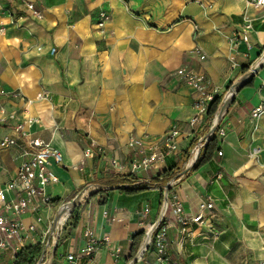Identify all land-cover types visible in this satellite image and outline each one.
Instances as JSON below:
<instances>
[{
  "label": "crops",
  "instance_id": "0c3cea01",
  "mask_svg": "<svg viewBox=\"0 0 264 264\" xmlns=\"http://www.w3.org/2000/svg\"><path fill=\"white\" fill-rule=\"evenodd\" d=\"M245 19L253 23L248 43L236 37ZM263 53L264 11L247 0H0V89L19 94L0 96V120L14 115L63 153L62 164L50 165L59 177L47 189L55 210L80 200L58 253L76 255L77 264H158L154 249L143 248L163 219L171 223L169 250L179 264H264V115L251 117L264 102V65L231 103L221 100L226 136L196 169L213 120L190 126L195 92L175 75L183 67L204 73L224 97ZM43 93L51 100L39 99ZM173 129L178 151L135 180L113 165L142 158L133 140L165 151ZM4 137L17 136L0 124ZM187 152L180 175L166 181L174 182L171 189H145L165 171L176 173ZM20 155L17 147L0 148V186L16 177ZM173 194L186 215L212 198V215L181 233L164 212ZM88 230L98 241L92 256L84 254Z\"/></svg>",
  "mask_w": 264,
  "mask_h": 264
},
{
  "label": "built area",
  "instance_id": "2783aa9c",
  "mask_svg": "<svg viewBox=\"0 0 264 264\" xmlns=\"http://www.w3.org/2000/svg\"><path fill=\"white\" fill-rule=\"evenodd\" d=\"M247 2L258 10L264 11V0H247ZM26 8L31 11L38 19L43 18V14L38 10L34 3L28 2ZM107 15H100L99 26L103 27ZM253 30V23L250 19H245V24L236 37L238 40L249 42L248 33ZM251 47L250 44H248ZM51 55L55 53V48L50 50ZM201 60L205 55L200 49H195ZM264 65V53L260 64L252 65L247 75L253 73L258 66ZM234 67L236 65H233ZM175 75L185 84L190 86L195 92L193 102L196 111L190 121V126L195 127L205 122L211 103L217 96H221V91L211 85L209 78L204 73L196 72L192 69L183 67L175 72ZM235 86V85H234ZM234 86L229 87L225 97L233 93L236 95ZM18 92H9L0 89V96H18ZM41 100H51L49 93L39 94ZM218 111L213 119L215 130L209 134V138L214 136L223 139L226 136V128L222 126L224 116L217 121ZM264 115V102L254 107L251 111L253 120H258ZM15 116L10 115L0 120V124L12 130L17 137H4L0 139V148L17 147L21 152V162L15 178L8 183L0 186V264H22V257L30 249L37 248L38 255L32 264H77L78 257L73 254L58 253V247L62 234L72 212L68 211L71 204H64L58 210L56 201L48 193V186L59 183V177L50 168L52 163L60 165L63 163L64 156L60 149L52 143L45 141L41 137L33 136L24 129V124L14 122ZM180 132L178 129L170 131L164 139L165 151L159 147H147L141 140H133L131 146H137L142 158H134L129 163L113 161V165L125 173L138 174L151 169L155 164L162 163L172 153L178 151V139ZM208 143V137L199 145L201 147ZM198 153V151H197ZM87 154H92L91 149ZM218 154L221 156L222 152ZM174 182L166 187L171 189ZM213 200L210 197L204 199L200 204V212L197 215H186L183 205L176 194H173L166 201L164 212L170 211L175 224L180 226L181 233L186 234L190 224H204L206 218L213 213ZM32 209V210H31ZM149 208L145 212H149ZM31 212V223L25 225L23 217ZM56 211V212H55ZM209 212V216H205ZM171 223L161 220L157 223L146 240L143 253L153 248L158 264H179L170 255L169 230ZM89 245L84 251L87 256L95 253L98 241L93 237L91 231H87ZM119 252V250L117 251ZM56 261L53 262V260Z\"/></svg>",
  "mask_w": 264,
  "mask_h": 264
},
{
  "label": "trees",
  "instance_id": "16d2710c",
  "mask_svg": "<svg viewBox=\"0 0 264 264\" xmlns=\"http://www.w3.org/2000/svg\"><path fill=\"white\" fill-rule=\"evenodd\" d=\"M221 96H217L215 98V100L211 103L210 108L208 110L207 113V117L206 119L208 121H212L215 117V114L217 112V109L219 107V104L221 103ZM218 138L217 136H214L207 144V146L205 147V149L201 152V154L199 155L196 164L194 165V168H198L200 167L202 164H204L205 162H207L208 160H210L213 156V153L218 149ZM189 159V154L188 152L184 154V156L182 157V162L181 165L178 167V171L176 173L173 172V169L169 170V171H165L163 174L159 175L158 177L152 179L148 185H145V189H151V188H156L158 186L160 187H165L166 186V181L167 180H172L174 178H177L182 169H184V167L186 166L187 162ZM126 178L135 180L136 179V175L129 173L126 175ZM161 182H164V184H161ZM123 190L129 192V193H133L136 192V189L134 188H124ZM139 236V234L136 235V237ZM39 250L37 248L34 249H30L26 254H24V256L22 257V264H32L35 257L38 255Z\"/></svg>",
  "mask_w": 264,
  "mask_h": 264
},
{
  "label": "water",
  "instance_id": "95a60500",
  "mask_svg": "<svg viewBox=\"0 0 264 264\" xmlns=\"http://www.w3.org/2000/svg\"><path fill=\"white\" fill-rule=\"evenodd\" d=\"M261 68H262V66H258V67H256V68L254 69L253 73H251L250 75H247L246 77H244L243 79H241V80L239 81V83H237V84L234 86V90L236 91V93L240 90V88H241L242 86H244V85L247 83L248 79H249V78H252L255 74H257ZM234 97H235V95H234L233 93H231L230 95H228V96L226 97L227 100H226V99H225V100L231 103V102L233 101ZM223 110H224V109H221V110L219 111V113H218V115H217V121H219V120L224 116V115L222 114V113H223ZM214 130H215V127H213V128L211 129L210 134L213 133ZM209 136H210V135H209ZM210 140H211V139L208 137V142H209ZM201 148H202V147H201ZM201 148L199 149V152H198V154H197V158H198V156H199V154H200V150H201ZM79 202H80V200H79V201L77 200V201L71 203V208L68 209V211L72 212V211L78 206Z\"/></svg>",
  "mask_w": 264,
  "mask_h": 264
},
{
  "label": "rangeland",
  "instance_id": "374dc122",
  "mask_svg": "<svg viewBox=\"0 0 264 264\" xmlns=\"http://www.w3.org/2000/svg\"><path fill=\"white\" fill-rule=\"evenodd\" d=\"M249 69H250V68H249ZM217 111H218V113H219V111H220V104H219V107H218ZM216 113H217V112H216ZM76 213L78 214V211H76ZM76 213H75V214H76ZM71 220H72V221H75L74 218H72Z\"/></svg>",
  "mask_w": 264,
  "mask_h": 264
}]
</instances>
